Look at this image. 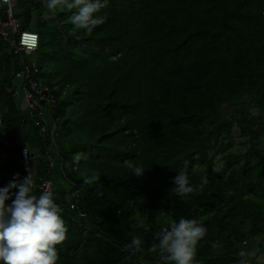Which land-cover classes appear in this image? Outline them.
I'll return each mask as SVG.
<instances>
[{
  "label": "trees",
  "instance_id": "obj_1",
  "mask_svg": "<svg viewBox=\"0 0 264 264\" xmlns=\"http://www.w3.org/2000/svg\"><path fill=\"white\" fill-rule=\"evenodd\" d=\"M47 2L33 1L23 21L35 17L49 55L41 77L61 99L58 126L52 136L26 118L0 40V188L28 175L27 148L68 228L57 264H174L148 248L181 218L207 229L193 264H246L252 219H264V0H108L91 32ZM182 170L190 185L208 184L176 195ZM93 172L99 181L86 182ZM137 235L141 250L126 248Z\"/></svg>",
  "mask_w": 264,
  "mask_h": 264
},
{
  "label": "clouds",
  "instance_id": "obj_2",
  "mask_svg": "<svg viewBox=\"0 0 264 264\" xmlns=\"http://www.w3.org/2000/svg\"><path fill=\"white\" fill-rule=\"evenodd\" d=\"M4 2L7 3L8 0ZM107 5L108 0H48L45 8L54 10L64 7L75 10L69 17L74 30L91 32L106 22L107 14H102V10ZM48 18V12H45L42 19ZM1 157L5 158L0 149V159ZM82 157L88 159L86 154H78L75 162L78 163ZM124 165L136 177H143L145 174L143 165L129 160L124 161ZM98 181L99 177L93 172L86 182ZM172 183V191L178 196L186 197L194 191H202L208 184V179L202 176L200 184L192 186L187 172L182 170ZM98 194L103 195V192L98 189ZM7 201L11 203L6 204ZM60 213L61 208L54 203L50 191L35 194L33 170H28V175L22 181L20 174L16 173L7 186L0 188V264H57L56 246L66 240L68 232ZM206 232V227L199 221L181 218L178 223L172 222L170 228L155 233L148 252L158 253L161 259L174 264H193L197 244ZM142 243V237L137 235L126 248L140 251Z\"/></svg>",
  "mask_w": 264,
  "mask_h": 264
},
{
  "label": "built area",
  "instance_id": "obj_3",
  "mask_svg": "<svg viewBox=\"0 0 264 264\" xmlns=\"http://www.w3.org/2000/svg\"><path fill=\"white\" fill-rule=\"evenodd\" d=\"M4 15L0 17V39L8 46V54L15 60V70L13 72L17 88L14 90L18 97L20 94L24 97L27 107L26 118L32 120L34 127L48 126L51 128V135L55 133L57 127L56 112L61 102L55 94L53 88L39 79L41 68L39 64L30 60L28 57L35 54L40 47L41 38L39 34L28 29H23L20 21L15 16L12 6V0L7 3L2 0ZM35 37L33 42L29 39ZM49 117V120L47 119ZM51 120V121H50ZM3 125V113L0 107V127ZM1 149V145H0ZM25 149L26 152L25 153ZM22 151L24 158V168L28 174V170H33L31 164V153L25 148ZM34 188L43 191H51L52 183L46 182L41 186L37 185L33 171Z\"/></svg>",
  "mask_w": 264,
  "mask_h": 264
},
{
  "label": "crops",
  "instance_id": "obj_4",
  "mask_svg": "<svg viewBox=\"0 0 264 264\" xmlns=\"http://www.w3.org/2000/svg\"><path fill=\"white\" fill-rule=\"evenodd\" d=\"M33 1H35V0H12V6H13V9L15 11V16L20 21L23 29H25L24 28V22H23V20H24L23 14L27 11L28 6ZM0 8L3 9L2 0H0ZM2 14L4 15V9L1 10V15ZM33 32L39 34L36 30L33 31ZM39 36H40V34H39ZM40 38H41V36H40ZM1 41H3V40H1ZM3 43H4L5 47H6V54L8 56H10L8 54V46H7V44L4 41H3ZM40 44H41V42H40ZM11 58H13V57H11ZM14 63H15V60L13 58L12 64H13V66L15 68V64ZM39 66L41 68V73L39 75V79H42L44 81V79L41 77V74L43 72V69H42L43 65L39 64ZM15 90H16V88H15ZM58 98L61 101L59 96H58ZM23 108L24 109L26 108V113H27L26 104H25V106ZM57 126H58V122H57ZM49 127L52 128L51 125H49ZM84 215L85 214H82V216H84ZM251 224H252V228H250V230L248 231V234H247L249 242L244 244V249H245V251L247 253V257H248V260H247L246 264H264V219H252V223ZM254 234H256V236Z\"/></svg>",
  "mask_w": 264,
  "mask_h": 264
},
{
  "label": "rangeland",
  "instance_id": "obj_5",
  "mask_svg": "<svg viewBox=\"0 0 264 264\" xmlns=\"http://www.w3.org/2000/svg\"><path fill=\"white\" fill-rule=\"evenodd\" d=\"M24 22V21H23ZM36 24V19L35 17L33 18V21L31 23V27L27 28L28 30L30 31H35V26L33 27V25ZM30 60H34L36 62H38L40 65L42 63H44L45 65L47 64V61H48V58H49V55L47 53H43V52H37L35 54H33L32 56H29L28 57ZM46 67V66H45ZM42 69L44 70V67H42ZM46 83V82H45ZM54 90V89H53ZM55 92V91H54ZM56 94V92H55ZM57 95V94H56ZM58 97V95H57ZM59 99V98H58ZM13 106V105H12ZM2 110L4 111V108L1 107ZM13 112V111H12ZM27 114V113H26ZM238 147H240V144H239V140H236V143H235V147L234 149H237ZM5 158L4 157H1L0 159V163H1V160H4Z\"/></svg>",
  "mask_w": 264,
  "mask_h": 264
},
{
  "label": "snow or ice",
  "instance_id": "obj_6",
  "mask_svg": "<svg viewBox=\"0 0 264 264\" xmlns=\"http://www.w3.org/2000/svg\"><path fill=\"white\" fill-rule=\"evenodd\" d=\"M29 39L33 42V46H34L35 37H30Z\"/></svg>",
  "mask_w": 264,
  "mask_h": 264
}]
</instances>
